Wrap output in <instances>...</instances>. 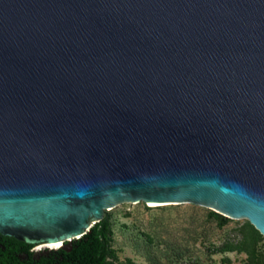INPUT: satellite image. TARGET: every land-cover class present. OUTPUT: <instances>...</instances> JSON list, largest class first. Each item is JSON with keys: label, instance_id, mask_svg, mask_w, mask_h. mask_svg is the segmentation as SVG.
<instances>
[{"label": "water", "instance_id": "1", "mask_svg": "<svg viewBox=\"0 0 264 264\" xmlns=\"http://www.w3.org/2000/svg\"><path fill=\"white\" fill-rule=\"evenodd\" d=\"M138 201L264 236V0H0V234Z\"/></svg>", "mask_w": 264, "mask_h": 264}, {"label": "rangeland", "instance_id": "2", "mask_svg": "<svg viewBox=\"0 0 264 264\" xmlns=\"http://www.w3.org/2000/svg\"><path fill=\"white\" fill-rule=\"evenodd\" d=\"M103 219L110 225L107 264H264V236L246 218L211 207L122 202Z\"/></svg>", "mask_w": 264, "mask_h": 264}, {"label": "trees", "instance_id": "3", "mask_svg": "<svg viewBox=\"0 0 264 264\" xmlns=\"http://www.w3.org/2000/svg\"><path fill=\"white\" fill-rule=\"evenodd\" d=\"M110 225L107 219L94 223L88 231L72 239L69 251L60 247L32 257L31 244L0 234V264H107ZM26 253V258L21 255Z\"/></svg>", "mask_w": 264, "mask_h": 264}, {"label": "flooded vegetation", "instance_id": "4", "mask_svg": "<svg viewBox=\"0 0 264 264\" xmlns=\"http://www.w3.org/2000/svg\"><path fill=\"white\" fill-rule=\"evenodd\" d=\"M41 247H43V248H41ZM44 248H45L44 246H41V245L38 246V244H35V245L31 244V245L29 246L28 250L31 251L32 254H33V252L41 251V250H43ZM25 254H26V253H25ZM23 255H24V253L21 255V258H26V256L23 257ZM36 256H39V254L36 255Z\"/></svg>", "mask_w": 264, "mask_h": 264}, {"label": "bare ground", "instance_id": "5", "mask_svg": "<svg viewBox=\"0 0 264 264\" xmlns=\"http://www.w3.org/2000/svg\"><path fill=\"white\" fill-rule=\"evenodd\" d=\"M149 206H156L158 203L156 202H150V201H145ZM59 243H45L43 244L42 246H45V247H51V248H55L58 246Z\"/></svg>", "mask_w": 264, "mask_h": 264}]
</instances>
